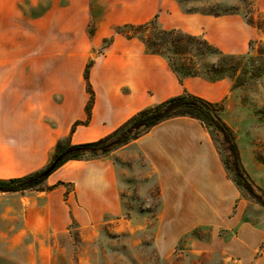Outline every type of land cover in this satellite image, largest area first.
<instances>
[{
	"label": "crops",
	"instance_id": "1",
	"mask_svg": "<svg viewBox=\"0 0 264 264\" xmlns=\"http://www.w3.org/2000/svg\"><path fill=\"white\" fill-rule=\"evenodd\" d=\"M146 2L149 13L137 18L134 0H110V10L89 36V0H79L64 13L73 14L78 8L77 25L55 24L42 41L32 23L29 51L20 39V26L7 28L0 14V179L40 171L57 148L96 142L139 112L169 99L190 94L218 102L225 97L230 81L193 77L180 83L163 58L147 54L135 38L114 34V27L157 18L164 30L202 38L231 56L248 51L256 29L238 15L184 12L175 0ZM257 5L264 15V0H257ZM106 39L110 43L97 53ZM90 63L93 105L87 118L84 72ZM129 149L132 153L124 152ZM136 159L156 177L160 220L173 223L170 230L160 229L168 238H177L201 222L212 223L214 207L235 202L223 186V163L205 128L182 117L164 121L104 156L66 162L45 180L44 191L0 193V221L23 222L26 210L38 222L41 206L43 219L58 230L71 221L93 223L118 216L122 213L121 177L128 171L125 166ZM183 206L190 208L183 210ZM197 206L205 207L208 215L202 216ZM8 233L0 230V237Z\"/></svg>",
	"mask_w": 264,
	"mask_h": 264
},
{
	"label": "rangeland",
	"instance_id": "2",
	"mask_svg": "<svg viewBox=\"0 0 264 264\" xmlns=\"http://www.w3.org/2000/svg\"><path fill=\"white\" fill-rule=\"evenodd\" d=\"M134 1L136 17L144 18L150 10L148 0ZM175 1L184 12L238 15L256 29L257 36L250 41L246 53L231 56L202 38L190 39L180 31L163 33L167 30L157 18L143 24L117 26L113 32L125 38L134 37L144 45L147 54L163 58L178 78L230 81L225 97L210 103L222 107L214 115L229 135L241 172L264 200V15L257 0ZM78 2L0 0V14L7 28L20 26V39L29 51L33 28L44 41L55 24L77 25L78 8L73 14L64 13ZM110 6V0H89V36L104 20ZM144 40L150 47L145 46ZM109 43L110 39L104 40L97 53ZM203 127L223 163V186L231 192V201L235 200L232 206L214 207L212 223L201 222L174 239L163 235L160 229L170 230L173 223L161 222L162 202L156 177L136 159L133 165L125 166L128 171L121 177L120 215H108L93 223L71 221L58 230L60 227L43 219L42 206L38 222L32 221L33 214L25 210L23 222L0 221V230L9 232L7 237H0V264H264V205L235 186L234 159L228 143L220 132ZM124 152L130 154L132 150ZM84 158L91 159L88 155ZM65 188L70 191L69 186ZM41 190L46 189L42 186ZM189 208L183 206V210ZM197 211L208 215L203 206H197Z\"/></svg>",
	"mask_w": 264,
	"mask_h": 264
},
{
	"label": "trees",
	"instance_id": "3",
	"mask_svg": "<svg viewBox=\"0 0 264 264\" xmlns=\"http://www.w3.org/2000/svg\"><path fill=\"white\" fill-rule=\"evenodd\" d=\"M132 27L133 26H131V28ZM165 32L171 33L173 31H163V33ZM189 38L196 39V37L191 36ZM143 43L145 46L150 47V43L147 40H144ZM153 54L156 53L153 52ZM90 65L91 63L86 66L84 72L86 90L89 94V101L85 108L87 118L90 116V111L93 105V93L90 89V85L88 84ZM178 80L180 83H183V79L178 78ZM221 110L222 107L217 103L213 104L190 94H184L182 96L169 99L154 106L153 108L139 112L123 127L96 142L80 145H69L63 149L57 148L49 164L40 171L20 178L0 179V193H16L31 190L40 191L45 180L66 162L86 160L84 158L86 155H88L89 158H98L104 156L109 152H112L122 146L129 144L131 141L136 140L149 129L164 121L185 117L196 120L202 126H209L222 134L225 142H227L229 145V149L234 159L233 181L251 199L261 205H264V200L254 192L253 187L241 172L238 165L236 152L233 144L230 141L229 135L224 126L214 115V112L216 113ZM78 124L80 123L78 122L75 125ZM72 130H74V126L72 127ZM140 130L143 131L140 133Z\"/></svg>",
	"mask_w": 264,
	"mask_h": 264
}]
</instances>
